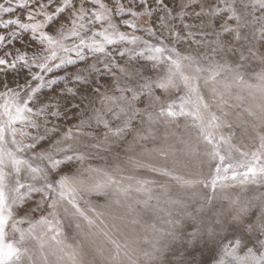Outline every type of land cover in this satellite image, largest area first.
I'll return each mask as SVG.
<instances>
[{"label":"snow or ice","instance_id":"1","mask_svg":"<svg viewBox=\"0 0 264 264\" xmlns=\"http://www.w3.org/2000/svg\"><path fill=\"white\" fill-rule=\"evenodd\" d=\"M0 53V264H264V104L255 150L223 131L234 88L264 96V0H0ZM181 117L179 154L155 146ZM133 194L162 214L150 236L108 211Z\"/></svg>","mask_w":264,"mask_h":264},{"label":"rangeland","instance_id":"2","mask_svg":"<svg viewBox=\"0 0 264 264\" xmlns=\"http://www.w3.org/2000/svg\"><path fill=\"white\" fill-rule=\"evenodd\" d=\"M105 2H107L111 5L113 3V0H105ZM123 2L126 3L127 0H123ZM16 15H20L19 11L16 13ZM125 18H127V17H125ZM97 27H99V26H97ZM121 30L122 31H130L129 29L124 28V27H121ZM138 34L143 35V33H138ZM17 47H19V45H17ZM182 47H187V46L185 45ZM6 50L7 49H5V51ZM0 54H2V53H0ZM66 71L72 72V71H74V69L71 66H67L66 69L57 70L52 75L58 78L59 76H63ZM151 75L154 78L155 72L151 73ZM22 77H23V73L21 74V82H23ZM9 80L11 81V77H9ZM249 82L253 83V84L256 83L255 80H249ZM60 87H63V85L59 84L58 86H53V91H58ZM0 90H2V89H0ZM53 91L45 89L44 92L41 94V98L46 99V98L52 97ZM203 91H204L205 95H208V89L207 88H204ZM181 94L182 93H175L168 98L169 99H176V97L181 95ZM232 95H233V97H235L236 95H240L243 97V99L238 101V100H235L233 98L230 101V103L238 104L240 106L236 107V108L228 109V111L230 113L228 119L232 123L233 127L231 129L225 128V129H223V131L226 135L229 132H234L235 135L233 137L232 142L238 146H241L242 150H244V151H253V150H255V147L257 146L256 144L253 143V141L251 139V137L254 135L253 130H252V124L255 123V121L252 117L248 116L245 109L251 107L254 111H258L257 106L264 104V96H262L261 93H259L255 89L249 90V89H238V88L233 89ZM69 115H71V113ZM75 122L76 121H74V120H69L67 123L71 124V123H75ZM189 122L190 121L187 120L186 118L181 117V118H178L176 123L172 124L169 129H165L164 126H160L159 130H158V137L159 138L156 141L155 146L159 147V146H162L165 143H167V144L173 145L175 150L179 154L180 149L183 148V144L180 142L181 139H187L188 138V134H187L184 126L186 123H189ZM166 131L169 132V137H168L167 141H165L163 139ZM193 136H194V133H193ZM153 146H154L153 144L148 145V147H153ZM153 162L159 163L160 162L159 158H156V160ZM91 163L93 164V166H104V162H101V161H92ZM192 170H194V169H191V168L189 169V171H192ZM205 171H207L206 167H205ZM132 174H134L136 176L157 179V180H160L162 182L164 180V178L155 177V176H153V174H151L147 171H144V170H140V171L134 172ZM197 191H206V190L197 189ZM226 191L230 195L240 194V189H238V188H232V189H228ZM155 194L161 195V193L159 192L158 189L155 191ZM188 194L189 195L191 194L190 191ZM171 195L182 196V195H184V192L173 185L172 189H171ZM91 199L93 200V202L99 203V204H104V203H106V200H107V198H101V199L97 200L95 197H92ZM138 199H142V197H140L136 194H133V199H131L129 201H123L120 206L113 204L108 209V211L110 213L115 214V215H121V214L127 213L129 220L136 219L138 221V223L131 224L129 227H127L123 230L130 238H143L145 236H150L151 235L150 226L153 224L159 226V224L161 222V215L162 214L156 213V212H153L150 210H146L143 207V205L136 203V200H138ZM161 199L163 200L164 197L161 196ZM128 203H131L133 205L132 209H127L123 206V205L128 204ZM151 203L155 204L156 201L153 200ZM223 204H224V207L226 208L227 207V201H224ZM216 207H220L219 202H217ZM39 215H40V213L33 214V213L29 212L28 218L37 219V218H39ZM16 216H17V218L24 217L25 211L24 210H17ZM20 227L26 229L28 227V224L24 223V224L20 225ZM65 231L67 232L69 237H72L75 235L74 229L68 230L66 228ZM16 238L18 239V234H17ZM232 238H233L232 236H229V239H232ZM225 242H227V241H225ZM69 243H71V239H69ZM29 246L32 247L33 249H35L37 247V245H35L34 242H30ZM247 247H255V243L254 242H246L243 245L242 249L239 250L238 254L243 255V253H244V251H246ZM220 254L221 253L219 252V250H217V252L215 254H213L211 252H205V254L203 256V260L206 262V264H216V261L219 259ZM36 259L39 260L38 253L36 255ZM125 264H126V262H125Z\"/></svg>","mask_w":264,"mask_h":264}]
</instances>
